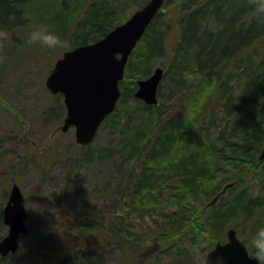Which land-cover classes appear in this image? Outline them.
Here are the masks:
<instances>
[{
	"label": "trees",
	"instance_id": "1",
	"mask_svg": "<svg viewBox=\"0 0 264 264\" xmlns=\"http://www.w3.org/2000/svg\"><path fill=\"white\" fill-rule=\"evenodd\" d=\"M148 1L92 0L75 28L79 34L72 38L70 48L103 37ZM168 6L170 20L179 25V40L164 79L176 95L167 103L141 101L143 107L135 116L130 104L138 100L137 80L149 76L156 61L168 51L167 32L159 29L162 19H167L164 10ZM1 24L0 28L5 27ZM187 75L218 84L214 100L207 98L202 104L206 124L201 128L194 127L185 114L191 107L182 86ZM120 87L118 105L104 125L127 124L132 117L142 123L121 141L119 152L132 157L124 160L126 180L119 189V201L128 199L132 209L151 216L154 209L161 206L164 210L169 200H175L178 209L161 213L162 229L166 230L161 235H173L187 227L182 203L219 193V182L228 178L241 185L250 171L255 172L253 177L259 176L260 193L253 194L244 184L238 190L228 188L229 200L223 199L224 193L220 195L223 201L210 208L206 221L219 235L232 217H241L244 223L259 211L264 213V159H260L264 144V20L255 17L254 0H167L130 55ZM158 96L162 97L161 88ZM123 133L126 138L128 129ZM219 166L230 170L219 174ZM215 179L218 183L213 187ZM164 187L166 197L161 195ZM99 220L79 215L71 223L59 221L60 233L79 236V252L84 253L83 258L89 256L59 260L95 264L96 254L114 249L126 254L128 248L137 252L146 242L123 217ZM259 226L260 221L255 230ZM217 235L214 240L219 241ZM75 246L78 243L67 245L69 250L61 255ZM0 264H8V257H0Z\"/></svg>",
	"mask_w": 264,
	"mask_h": 264
},
{
	"label": "rangeland",
	"instance_id": "2",
	"mask_svg": "<svg viewBox=\"0 0 264 264\" xmlns=\"http://www.w3.org/2000/svg\"><path fill=\"white\" fill-rule=\"evenodd\" d=\"M91 2L0 0V26L1 23L5 26L0 28V240L9 231L3 221V210L14 183L21 187L29 212L28 231L20 236L19 248L8 256V263L66 264L59 259H87L89 256L83 258L84 253L79 252V243H82L79 236L67 237L60 233L58 223H71L79 215H90L98 217L99 221L123 217L134 232L146 239L137 252L128 248L126 254L117 249L96 254L95 264H203L207 251L218 241L214 240L215 230L206 221L210 208L223 201L219 197V203L209 204L217 192L182 203L187 227L173 235H161L166 232L162 229L161 213L178 209L175 200H169L164 210L161 206L154 209L151 216H143L132 209L128 199L119 201V189L126 180L124 160L132 157L119 152L121 141L125 142L142 122L133 117L127 124L108 126L103 122L93 141L85 146L77 143L75 127L62 130L66 115L64 98L46 87V79L66 48L50 49L39 43L30 45L27 39L38 23H47L72 42L79 34L75 28ZM164 11L167 19H162L159 29L167 32L168 51L156 61L152 71L162 66L166 73L174 61L172 53L177 48L179 25L170 20L169 6ZM161 83L160 101H172L176 95L173 88L165 79ZM182 86L191 106L185 113L187 120L201 128L206 124L202 104L207 98L213 101L217 96V81L187 75ZM141 101L138 99L130 104L135 116L143 107ZM124 129H128L126 138ZM108 148L111 151L108 152ZM220 167L219 174L230 170L227 166ZM254 173L249 171L244 175L241 185L250 186L252 193L258 194L261 191L257 183L259 176L253 177ZM228 179L219 182L217 191L230 182H234V190L240 189L236 179ZM217 183L215 179L213 187ZM162 194L166 197L167 187ZM226 197L224 193L223 199ZM259 221L264 225L262 211L244 223L241 217H232L217 236L225 242L227 229L234 227L250 249L251 237ZM77 243L78 247L61 255V251L69 250L67 245Z\"/></svg>",
	"mask_w": 264,
	"mask_h": 264
},
{
	"label": "water",
	"instance_id": "3",
	"mask_svg": "<svg viewBox=\"0 0 264 264\" xmlns=\"http://www.w3.org/2000/svg\"><path fill=\"white\" fill-rule=\"evenodd\" d=\"M165 2L149 0L103 37L70 48L56 60L46 87L54 94L63 95L66 115L62 130L74 126L79 144L91 143L104 120L116 109L129 57ZM164 73L162 66H156L148 77L138 79L135 96L148 104H158V89ZM260 159H264V144ZM233 184L227 183L210 204ZM28 217L24 194L14 183L3 212L9 231L0 240V256L17 251L20 236L28 230ZM209 255L210 259L223 257L224 264H257L234 227L227 229V240L218 241L205 258Z\"/></svg>",
	"mask_w": 264,
	"mask_h": 264
},
{
	"label": "clouds",
	"instance_id": "4",
	"mask_svg": "<svg viewBox=\"0 0 264 264\" xmlns=\"http://www.w3.org/2000/svg\"><path fill=\"white\" fill-rule=\"evenodd\" d=\"M254 15L257 19L264 20V0H254ZM28 44L39 43L46 48H70L72 42L54 30L47 23H38L29 33ZM250 256L257 261V264H264V225L257 227L251 237ZM205 264H224L223 257L216 256L210 259V255L205 258Z\"/></svg>",
	"mask_w": 264,
	"mask_h": 264
}]
</instances>
